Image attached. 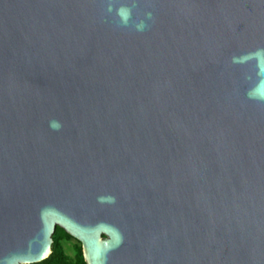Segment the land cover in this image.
Here are the masks:
<instances>
[{
  "label": "water",
  "instance_id": "water-1",
  "mask_svg": "<svg viewBox=\"0 0 264 264\" xmlns=\"http://www.w3.org/2000/svg\"><path fill=\"white\" fill-rule=\"evenodd\" d=\"M56 228L86 264H264V0H0V264Z\"/></svg>",
  "mask_w": 264,
  "mask_h": 264
},
{
  "label": "trees",
  "instance_id": "trees-1",
  "mask_svg": "<svg viewBox=\"0 0 264 264\" xmlns=\"http://www.w3.org/2000/svg\"><path fill=\"white\" fill-rule=\"evenodd\" d=\"M52 254L38 264H86L82 245L61 228L53 236Z\"/></svg>",
  "mask_w": 264,
  "mask_h": 264
}]
</instances>
